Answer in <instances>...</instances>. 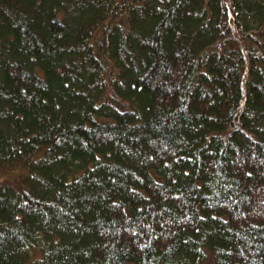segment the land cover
Returning a JSON list of instances; mask_svg holds the SVG:
<instances>
[{
    "label": "trees",
    "instance_id": "16d2710c",
    "mask_svg": "<svg viewBox=\"0 0 264 264\" xmlns=\"http://www.w3.org/2000/svg\"><path fill=\"white\" fill-rule=\"evenodd\" d=\"M0 264H264V0H0Z\"/></svg>",
    "mask_w": 264,
    "mask_h": 264
},
{
    "label": "bare ground",
    "instance_id": "6f19581e",
    "mask_svg": "<svg viewBox=\"0 0 264 264\" xmlns=\"http://www.w3.org/2000/svg\"><path fill=\"white\" fill-rule=\"evenodd\" d=\"M119 102H122V101H120V100H118Z\"/></svg>",
    "mask_w": 264,
    "mask_h": 264
}]
</instances>
